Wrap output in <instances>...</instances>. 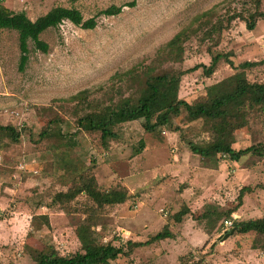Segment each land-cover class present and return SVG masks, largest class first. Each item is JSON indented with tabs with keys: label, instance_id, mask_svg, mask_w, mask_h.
I'll return each instance as SVG.
<instances>
[{
	"label": "rangeland",
	"instance_id": "1",
	"mask_svg": "<svg viewBox=\"0 0 264 264\" xmlns=\"http://www.w3.org/2000/svg\"><path fill=\"white\" fill-rule=\"evenodd\" d=\"M128 1L3 0L5 6L25 11L33 20L61 5L77 7L86 19L96 16L98 24L85 29L66 20L58 28L46 30L41 39L49 50L43 52L29 41L24 68H20L18 32L0 29V124H12L22 134L17 143L0 136V264H32L33 254L47 251L51 245L62 254L76 251L80 248L77 228L87 225L98 241L126 247L127 253L111 264H181L182 257L193 264H264V236L225 237L230 227L223 225L210 232L195 217L210 210L225 216L238 204L245 187L249 189L242 194V205L229 219L264 214V156L249 153L239 161L200 157L191 151L189 142L205 143L210 127L204 119L191 120L185 112L152 133L144 129L142 119L120 124L115 129L119 137L104 146L100 133L78 129L77 115L84 111L77 110L74 102L64 101L89 89L93 102H117L122 96L136 95L143 83L139 78L149 73L210 65L209 50L231 53L236 65L259 62L245 72L250 81L262 82L264 17L252 30L237 18L221 33H208L212 26L218 28L222 17L246 12L253 3L137 0L135 7L126 6L117 15L98 14L112 4ZM213 7L211 15L194 20ZM261 9L264 11V0ZM182 28H188L191 36L178 59L162 47ZM130 69L134 72L123 74ZM235 72L224 59L211 76L201 66L182 77L179 97L190 103L204 101L214 89L211 86ZM247 120L235 132L236 149L264 145V116L254 108L248 111ZM46 129L45 138H32ZM75 163L95 174L103 187L125 182L132 197L94 220L65 212L61 209L64 204L53 203L52 197L72 186L66 175ZM84 199L83 194L78 195L77 201L65 205L71 210L82 208L77 202ZM186 206L190 212L176 222L175 214ZM165 226L173 237L133 250L126 246L128 240L150 239Z\"/></svg>",
	"mask_w": 264,
	"mask_h": 264
},
{
	"label": "trees",
	"instance_id": "2",
	"mask_svg": "<svg viewBox=\"0 0 264 264\" xmlns=\"http://www.w3.org/2000/svg\"><path fill=\"white\" fill-rule=\"evenodd\" d=\"M253 4L252 8L245 11H235L222 17L221 24L212 26L208 30L210 33L217 30L221 33L228 28L237 18L246 23L248 29L256 27L257 20L264 17L261 9L262 0H249ZM137 0H130L122 5L112 4L100 10L98 14L106 16L121 13L124 7H135ZM215 7L208 9L195 16L194 20L212 14ZM80 26L85 29L96 27V16L85 18L77 7L55 6L47 13L39 16L35 20L31 19L25 11L16 12L3 4L0 0V29H10L18 32L19 47L21 51L20 68H24L29 56V41H33L36 48L43 52L49 50V44L41 39V34L51 28H58L64 21ZM192 31H196L193 29ZM214 32V31H213ZM212 32V33H213ZM211 33V34H212ZM188 28H182L163 47L168 55H176L182 59L184 54V42L190 38ZM219 41V37H218ZM210 65L197 64L188 69L163 71L157 74H147L145 78H139L141 87L136 95L122 96L117 102L112 99L110 103L101 104L98 101L90 100V90L83 89L65 99L75 103L77 110L84 111L82 115H77L76 124L80 131L88 133H100V138L104 146L111 139L119 137L116 127L125 122L142 119L143 127L147 132H154L160 126L171 125L174 117L181 116L184 112L191 120L204 119L209 124L210 138L203 144L189 142L193 153L199 154L204 159L227 158L230 161H239L243 156L253 153L264 156V145L256 144L246 148L236 149L235 132L247 125L248 111L258 108L260 114L264 116V81H250L245 70L256 66L257 61H243L238 65L230 58L231 53H213ZM224 59L237 72L230 75L221 82H218L210 89L212 93L204 101L190 103L179 97V88L182 77L191 71L203 67V72L211 76L220 60ZM130 69L123 74H131ZM123 74H116L122 77ZM139 76H136L138 79ZM76 110V111H77ZM48 129L43 130L38 136L32 138L36 141L45 138ZM0 136L7 137L12 142L21 140V131L12 124H0ZM72 140V139H70ZM72 143H69L71 145ZM139 153V152H138ZM76 163L70 168L67 175L72 180V186L66 190H60L52 197L53 203L63 205L61 209L65 212L79 213L86 215L88 220H94L99 213L108 211L109 208L127 202L133 194L129 188L122 184L113 188H106L99 184L95 174L88 173L81 169ZM248 187L242 188L238 204L225 216L213 210L202 216H195L204 223V228L213 232L220 230L225 225L226 220H231V215L242 205V194ZM84 196V200L77 202L82 208H67L65 203L73 202L78 195ZM77 201V200H76ZM190 212L186 206L175 214L176 222H182L185 215ZM230 230L235 229L234 236H264V214L255 215L248 218H232ZM77 236L80 241V248L65 254L60 253L54 246L49 250L33 254L32 264H111L112 260L127 253L124 245H116L113 242H100L95 237L92 229L87 226L77 228ZM173 232L165 226L163 231L158 232L146 241L128 240L126 246L133 250L135 247L148 245L151 242L167 237H173ZM264 249V246H262ZM199 262H196L198 264ZM181 264H193L191 260L182 257Z\"/></svg>",
	"mask_w": 264,
	"mask_h": 264
},
{
	"label": "built area",
	"instance_id": "3",
	"mask_svg": "<svg viewBox=\"0 0 264 264\" xmlns=\"http://www.w3.org/2000/svg\"><path fill=\"white\" fill-rule=\"evenodd\" d=\"M25 165V164H24ZM225 225L227 226V227H230L231 225H232V221L231 220H226L225 221Z\"/></svg>",
	"mask_w": 264,
	"mask_h": 264
},
{
	"label": "water",
	"instance_id": "4",
	"mask_svg": "<svg viewBox=\"0 0 264 264\" xmlns=\"http://www.w3.org/2000/svg\"><path fill=\"white\" fill-rule=\"evenodd\" d=\"M234 231H235V229H232V230L230 231V233L226 234V236H225V237H227L229 234H233V233H234Z\"/></svg>",
	"mask_w": 264,
	"mask_h": 264
},
{
	"label": "crops",
	"instance_id": "5",
	"mask_svg": "<svg viewBox=\"0 0 264 264\" xmlns=\"http://www.w3.org/2000/svg\"><path fill=\"white\" fill-rule=\"evenodd\" d=\"M32 169V168H31ZM27 172H29V170L27 171ZM32 173H33V171H31ZM124 185H126L128 188H130L129 186H128V184H126L125 182H124ZM131 189V188H130Z\"/></svg>",
	"mask_w": 264,
	"mask_h": 264
}]
</instances>
